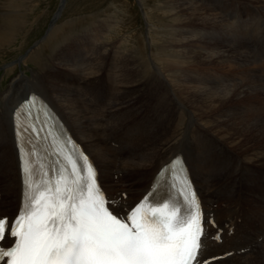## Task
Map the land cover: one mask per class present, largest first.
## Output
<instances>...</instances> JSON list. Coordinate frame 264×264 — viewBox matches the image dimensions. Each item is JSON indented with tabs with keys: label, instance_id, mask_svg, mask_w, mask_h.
<instances>
[{
	"label": "bare ground",
	"instance_id": "bare-ground-1",
	"mask_svg": "<svg viewBox=\"0 0 264 264\" xmlns=\"http://www.w3.org/2000/svg\"><path fill=\"white\" fill-rule=\"evenodd\" d=\"M19 1L6 0L12 8ZM162 2L172 24L160 45L159 58L154 57L155 71L145 57L138 59L123 49L125 41L120 38L118 42L117 34L107 35L113 29L109 21L68 37L48 59L30 52L26 61L38 60V71L30 78L17 77L0 93V216L12 217L22 198L24 179L15 147L13 113L35 91L61 115L91 157L121 214L143 196L162 165L181 153L204 199L203 260L216 256L210 264H264V68L262 72L250 69L242 78L245 83L238 82L236 66L246 68V62L234 58L231 45L210 34L226 27L223 17L196 1ZM91 37L95 40L90 56L87 53L81 61L78 43ZM64 79L71 82L66 84ZM227 80L230 86H225ZM255 86L263 94L261 116L255 105ZM144 88L149 91L142 100ZM170 129L171 134L164 135ZM119 173H125L127 180L119 178ZM214 193L230 194L226 211L242 221L231 234L225 230L222 242L217 239L219 215L211 206ZM213 216L217 226H213Z\"/></svg>",
	"mask_w": 264,
	"mask_h": 264
},
{
	"label": "snow or ice",
	"instance_id": "snow-or-ice-1",
	"mask_svg": "<svg viewBox=\"0 0 264 264\" xmlns=\"http://www.w3.org/2000/svg\"><path fill=\"white\" fill-rule=\"evenodd\" d=\"M43 109L35 97L20 109L30 121L22 134L36 143L23 153L22 206L11 223L0 216V264H207L201 205L179 157L165 172L180 183V202L152 194L121 214L96 165L70 139L55 149L62 161L51 170L38 162L41 132L54 130L33 119Z\"/></svg>",
	"mask_w": 264,
	"mask_h": 264
},
{
	"label": "rangeland",
	"instance_id": "rangeland-1",
	"mask_svg": "<svg viewBox=\"0 0 264 264\" xmlns=\"http://www.w3.org/2000/svg\"><path fill=\"white\" fill-rule=\"evenodd\" d=\"M61 1L63 4L58 9ZM191 1H196L194 4L208 8L217 16L223 17L226 27H218L211 31L210 34L214 39L215 37L220 38L224 44L231 45L232 50L235 51L234 55L236 57L234 58L238 57L246 62V68L243 65L236 66V71L238 72L236 80L238 82L245 83L242 78L246 73H251L249 72L251 71L250 69L258 72L264 68L263 64L258 63L261 60L260 58L251 57L253 53H251L250 49L252 47L264 55V2L252 3V1L248 0ZM17 4L15 5L17 8H12V6L7 5L6 0H0V27L2 28L0 29V93L8 90L10 84L17 77L26 76L30 78L38 71V60L34 62H31V60H28L29 62L26 61L30 52L37 51L41 56L48 59V57H51L54 48L68 37L79 36L85 29L104 21H109L113 28L109 29L107 35L109 32H111L112 36L117 34L116 37H119L116 38L118 42L120 38L125 41L123 49L125 48L127 51L136 54L135 57H138V59L145 57L144 61H148L151 67L150 70L155 71L154 68L157 69V62L154 59L159 56L160 45L166 39L165 37H168V26L172 24L171 14L168 15L166 13L162 0H20ZM15 9L18 11H15ZM7 10L8 13L6 14ZM9 12L10 15H8ZM19 12L21 14H18ZM15 16H18V18ZM53 26L54 31L51 30ZM62 27L64 28L61 29ZM13 30L16 32L14 33ZM202 33L200 32V34ZM52 35L54 39H51L53 38ZM50 36L51 38H49ZM204 37L206 36H203V39ZM112 39L110 40H116ZM94 40L95 37H91L87 38L84 43H80L84 41V38H82V41L78 43L80 44L78 54L82 56L81 61L89 52ZM158 46L160 47L158 48ZM199 46H203L202 42L199 43ZM152 51H154L153 54ZM89 53L87 54L88 56H90ZM94 56L91 59H94ZM248 60L252 63H247ZM81 61L79 64H81ZM83 69H85V63ZM8 70H12V72L8 74ZM227 81L224 82L225 86H230L229 84L231 83ZM64 82L69 84L71 81L64 79ZM253 88L256 93L254 100L257 113L261 116L263 111L260 98L263 94L260 86ZM148 91V88L143 89L141 92L142 100H145V94ZM176 105L178 107L181 106L179 104ZM146 109L147 107H144V111ZM169 134H171V129L164 132L166 136ZM168 140H171V137H168ZM262 168H264L263 165ZM119 178L123 181L127 180L125 179V173H119ZM1 198L2 196H0V200Z\"/></svg>",
	"mask_w": 264,
	"mask_h": 264
},
{
	"label": "water",
	"instance_id": "water-1",
	"mask_svg": "<svg viewBox=\"0 0 264 264\" xmlns=\"http://www.w3.org/2000/svg\"><path fill=\"white\" fill-rule=\"evenodd\" d=\"M62 4H63V2L61 1V3H60V5H59L58 9H60V7H61Z\"/></svg>",
	"mask_w": 264,
	"mask_h": 264
}]
</instances>
